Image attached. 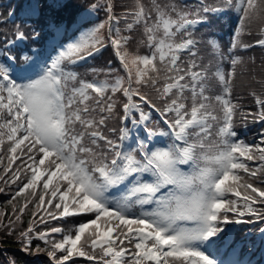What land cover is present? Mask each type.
<instances>
[{"label":"snow or ice","instance_id":"snow-or-ice-1","mask_svg":"<svg viewBox=\"0 0 264 264\" xmlns=\"http://www.w3.org/2000/svg\"><path fill=\"white\" fill-rule=\"evenodd\" d=\"M90 7L89 15L102 8L106 20L53 57L25 53L17 66L11 49H0V193L12 192V212L0 211V230L16 234L26 253L46 254L51 264H77L78 257L93 264H226L219 256L232 245L228 226L264 222V131L253 144L235 131L248 122L264 127V79L252 77L261 88L250 92L254 111L233 97L244 73L240 51L264 49V0L218 6L152 0L150 7L136 0L121 15L111 0ZM227 9L238 17L227 54L209 40L216 59L205 64L195 33L208 14ZM253 24L258 38L246 43L241 37L252 34ZM138 26L146 55L128 50ZM26 39L18 30L15 41ZM107 44L126 76L80 78L73 66ZM118 93L126 98L120 119L142 124L145 133L127 147L126 127L116 139L107 134L116 132L109 121ZM153 111L164 129L148 125ZM29 205L31 220L17 233ZM78 216L89 219L54 223ZM256 231L264 234V226ZM34 240L44 247L33 249Z\"/></svg>","mask_w":264,"mask_h":264},{"label":"trees","instance_id":"trees-1","mask_svg":"<svg viewBox=\"0 0 264 264\" xmlns=\"http://www.w3.org/2000/svg\"><path fill=\"white\" fill-rule=\"evenodd\" d=\"M38 1L41 11L38 16H34L32 12L33 0H0V49L7 50L10 48V54L14 55L17 59V66L22 63V54L25 53L28 55L37 54L41 59H48L55 56L56 51L60 49L61 45L74 41L76 38H79L81 35L80 33H84L106 20V13L102 8L96 10L94 14L89 15L92 11L90 6L94 3H101L102 0ZM111 2L114 5V12L117 15H121L125 11L133 9L136 4V0H111ZM157 2L161 4L174 2L179 5L186 4L195 6L199 3V0H157ZM221 2L222 0H206V3L211 6H218ZM142 3L146 7H150L152 0H142ZM13 7H15L16 14L12 18L10 16V11ZM96 22L99 23L89 27ZM236 24L237 20L234 19V10L232 9H227L216 14H208L207 23L199 25L198 31L195 33L199 41V56L202 57L203 63H214L216 59V53L208 43L209 40H215L220 46V51L227 54V49L232 41ZM120 26L121 29H124L125 21L121 20ZM18 30L22 31L27 37L25 41H15ZM257 31L258 25L253 24L251 28L252 34L248 35L245 33L242 35L241 39L246 43H255V40L258 38ZM34 32L39 33L38 38H33ZM103 35L107 42L106 29L103 30ZM132 36L133 38L128 44L129 52L139 55L148 54L149 49L140 43V41L144 39L143 29L138 26L132 33ZM8 41H14V43L7 44L6 42ZM240 54L244 57V73L243 75L238 74L234 82L233 97L239 101L245 111H254V98L250 95V92L255 90L259 93L261 88L252 77L255 76L257 79H264V66H262L264 65V49L257 46L247 51H240ZM249 57H254L255 62H251ZM2 59L5 58L0 57V60ZM224 66L227 70L228 66L226 62ZM73 68L78 72L80 78L89 81L94 78L98 80L108 79L111 81L117 74L126 76L117 58L116 52L110 44H107L106 47L102 48L101 51L96 53L93 57L73 66ZM17 79L19 80V77H17ZM211 83L216 85L214 80ZM216 87L218 88V85H216ZM144 91L154 103L157 105L160 104L154 92L150 89H144ZM124 102H126V98L118 93L116 115L109 121V127L116 129V132H107L113 139L117 138L120 128L124 127L120 119ZM142 107L145 112L152 111L147 105H142ZM134 115L137 119L139 118V113H135ZM131 124V121L127 122V129L130 128ZM140 125L141 127L143 126L142 124ZM148 125L154 131L165 128L154 111L152 112V118L148 121ZM235 131L238 134V138L244 139L249 144H253L259 142L260 133L264 131V127L259 123L248 122L246 124H237ZM142 138H144L143 132L140 133V139ZM163 139L166 140L167 138ZM12 188L14 189L15 186H12ZM116 191L118 190L113 189V192ZM11 196V191L6 190L0 193V211L11 214L12 204L9 203ZM31 209L32 205H29V209L25 211L23 216V223L17 226V233H19L21 229L27 227L31 220ZM138 210V207L134 209V211ZM87 219H89V217L78 216L69 218L68 221H55L54 223L57 225L71 226L80 222H85ZM261 226H264V222L259 224L228 226L226 231H228L230 227H235L234 241L232 247L221 250L224 253L221 255V259L225 260V256L229 255V252L235 246L239 249V255H243L247 250L252 249L257 240L262 236L261 233L256 231V229ZM37 245L44 247L43 242L34 240L32 244L33 249ZM75 259L77 264H93V262L86 261L83 258L78 257ZM0 264H51V261L44 253H26L22 249L21 242L16 234L9 235L6 231L0 230ZM256 264H259V262Z\"/></svg>","mask_w":264,"mask_h":264},{"label":"rangeland","instance_id":"rangeland-1","mask_svg":"<svg viewBox=\"0 0 264 264\" xmlns=\"http://www.w3.org/2000/svg\"><path fill=\"white\" fill-rule=\"evenodd\" d=\"M97 23H99V22H96V23L90 25L89 27H91V26H93V25H95V24H97ZM83 30H84V29H83ZM82 33H83V32H82ZM82 33H80V34H82ZM76 39H78V38H76ZM117 75H118V74H117ZM134 138H135V136H134V134H133V136H132L131 138H129V139L126 141V144L129 145V144L131 143V141H132ZM236 251H237L236 248H234V249L230 252L231 255H229V256L231 257V259H233V257L235 256ZM248 255H250V254H248ZM248 255H246V257H248ZM246 257H245V258H246ZM238 264H241V263L238 262Z\"/></svg>","mask_w":264,"mask_h":264}]
</instances>
